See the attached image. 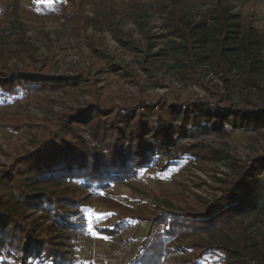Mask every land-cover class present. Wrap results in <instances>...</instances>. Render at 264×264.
I'll use <instances>...</instances> for the list:
<instances>
[{
	"label": "rangeland",
	"instance_id": "obj_1",
	"mask_svg": "<svg viewBox=\"0 0 264 264\" xmlns=\"http://www.w3.org/2000/svg\"><path fill=\"white\" fill-rule=\"evenodd\" d=\"M216 1L174 2L189 26L205 21L200 55L211 58L197 65L185 39L173 34L168 0H0V73L18 69L50 80L0 98V208L31 224L35 236L49 242L47 249L60 251L55 262L44 252L31 264H136L139 258L142 264H230L235 255L226 250H233L244 228L256 245L243 259L264 264V209L240 212L212 228L190 223L264 156V127L227 126L179 139L130 175L94 184L64 174L36 180L22 160L63 120L68 123V114L88 105H181L202 98L264 107V67L256 84L250 79L252 56L264 60V0H222L242 35L253 39L252 51L231 55L225 67L216 60L220 25L210 12ZM57 2L70 19L42 12L40 6ZM78 129L100 147L90 127ZM13 172L20 180L9 178ZM101 212L115 213L98 226L109 240L88 233L89 215L94 221ZM21 247L16 232L0 250V264H21Z\"/></svg>",
	"mask_w": 264,
	"mask_h": 264
},
{
	"label": "trees",
	"instance_id": "obj_2",
	"mask_svg": "<svg viewBox=\"0 0 264 264\" xmlns=\"http://www.w3.org/2000/svg\"><path fill=\"white\" fill-rule=\"evenodd\" d=\"M174 2L175 0H168L170 15L173 18V34L185 39L187 44L184 48L187 53H193V60L197 65H201L211 58L200 55L205 41L201 32L205 21L190 27L184 16L175 11ZM62 7L63 4L58 2L52 6H40L46 15L57 16L56 18L63 20L70 19L69 15L64 16ZM167 8L168 6H163V9ZM231 10V6L222 3V0H217L214 8L210 9L220 25L216 60L224 67L231 55L251 52L250 44L253 43L250 34L242 35L241 25L235 21L236 15ZM252 57L250 79L256 84L255 80L264 67V60ZM35 73L18 69L0 73V98L8 94L18 96L24 88L40 87L50 82L44 79L45 76L41 77ZM163 111H166L169 117H166ZM68 115L71 116L68 123L63 120L56 132H52L49 138L40 143L37 150L22 159L26 170L38 176L35 177L36 180L57 179L62 174L77 176L87 184L104 182L109 176L113 180L122 179L151 162L155 154L168 152L179 139L195 137L198 133L210 134L227 126L254 129L264 127V107H243L235 102H229L225 106L202 98L189 100L181 105L165 102L155 106L144 101L141 104L106 107L99 103L95 106L88 105ZM81 124L90 127L93 139L100 144L99 148L76 132ZM68 131L70 136L64 134ZM190 150L192 148L188 147V151ZM263 172L264 156H260L246 169L237 184L231 185L202 212L192 215L190 223L198 228H212L214 225L219 226L223 221L227 222L240 212L264 209V179L260 177ZM21 176L18 172H13L9 178L20 180ZM25 190L22 189L23 193ZM57 212L58 217H63V214ZM244 229L239 233L233 250H226L235 255L234 263L230 264H250L241 254L254 249L256 243L247 228ZM16 232L22 235L23 241L19 253L21 264H31L29 260L44 252L46 258L52 262H55V256H59V250L52 247L47 249L45 246L49 242L35 236L31 224L13 215L10 210L0 208V250L4 248L5 243H12ZM136 261V264H142L140 258ZM192 264H199L198 259Z\"/></svg>",
	"mask_w": 264,
	"mask_h": 264
},
{
	"label": "snow or ice",
	"instance_id": "obj_3",
	"mask_svg": "<svg viewBox=\"0 0 264 264\" xmlns=\"http://www.w3.org/2000/svg\"><path fill=\"white\" fill-rule=\"evenodd\" d=\"M88 213H93L94 210L88 209ZM115 215V213H96L95 214V220L93 221L92 216L89 215L88 217V233L92 235L95 239H104L109 240L110 236H105L98 231L99 224L104 221L107 217ZM82 264H94V261H83Z\"/></svg>",
	"mask_w": 264,
	"mask_h": 264
}]
</instances>
